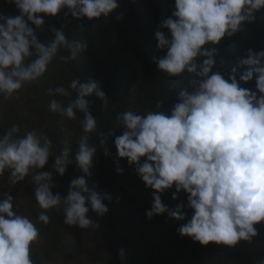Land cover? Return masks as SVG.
I'll return each instance as SVG.
<instances>
[{
  "label": "clouds",
  "instance_id": "obj_1",
  "mask_svg": "<svg viewBox=\"0 0 264 264\" xmlns=\"http://www.w3.org/2000/svg\"><path fill=\"white\" fill-rule=\"evenodd\" d=\"M6 2L15 5L20 14L0 15V97L4 99L18 98L25 84L38 83L60 49L69 53L61 57L68 63L87 47L86 42L69 39L63 26L53 30L46 46L29 23L40 27L43 16L55 17L63 9L76 20H99L119 7L117 0ZM262 9L264 0H174L171 16L159 26L170 35L162 31L154 34L157 48L166 50L154 58V63L169 77L188 74L191 90L182 88L177 93L179 102L169 113L150 111L142 115L127 110L117 116L125 131L113 141L116 156L134 165L145 187L153 190L146 217L168 213L177 221L185 220L183 203L170 211L161 201V194L174 186L172 198L185 192L187 206L193 210L178 233L201 246L213 243L232 248L240 241L251 243L258 235L256 225L264 226V50L248 49L238 61L239 67L247 69L240 74L233 68L225 79L212 72L217 45L241 31L243 23H252L254 13ZM254 76L255 91L240 86ZM69 88L75 98L67 105L52 99L49 109L70 120L77 119V112L83 113V135L74 159L69 158L71 148L66 146L55 156L52 168L62 177L75 161L83 175L70 182L66 196L53 194L52 172L41 171L52 156L51 139L36 131L21 134L20 126L13 123L0 136V180L7 173L8 183L15 186L31 175L35 202L42 210L38 221L47 225L50 210L62 211L64 224L85 229L92 224L89 210L102 216L108 211L104 201L111 200L110 195L89 192L86 186L97 150L96 145L89 144L90 134L97 131V119L86 98L95 93L105 106L107 100L95 80L84 83L74 77ZM48 92L70 95L64 87ZM161 106L162 101H157L156 108ZM39 239L36 224L15 211L14 198L4 193L0 198V264H34L31 250ZM257 264H264V259Z\"/></svg>",
  "mask_w": 264,
  "mask_h": 264
},
{
  "label": "trees",
  "instance_id": "obj_2",
  "mask_svg": "<svg viewBox=\"0 0 264 264\" xmlns=\"http://www.w3.org/2000/svg\"><path fill=\"white\" fill-rule=\"evenodd\" d=\"M117 2L118 9L99 20H76L67 9H63L55 17L43 16L44 24L40 27L29 23L46 46L53 38V30L63 26L69 39L86 42L87 47L76 60L68 63L61 57L69 53L60 49L38 83L25 84L18 98L0 97V136L15 123L20 126L21 134L36 131L51 139L52 156L41 171L52 172V192L63 197L67 195L70 182L83 173L75 161L68 165L62 177L52 165L55 156L66 146L71 148L69 158L74 159L83 135L81 120L84 115L77 112V119H67L50 111L49 103L56 99L67 105L75 98V92L69 88L74 77L84 83L98 81L106 94L107 106L95 93L86 98L91 114L97 119V131L90 134L89 144L96 145L97 150L89 169L90 175L85 179L89 192L110 195L111 200L104 201L107 213L98 216L90 209L87 216L92 224L81 229L64 224L62 211L50 210V222L44 225L37 219L42 210L35 202L31 175L15 186L8 183L7 173L0 180V198L4 193L11 195L15 211L27 216L40 230V239L31 250L34 264H257L264 259V226L256 225L258 235L251 243L240 241L232 248L213 243L201 246L188 237L182 238L178 228L187 223L193 210L187 206L185 192L181 191L176 199L172 198L174 186L161 194V201L170 211L183 203L185 220L177 221L168 213L151 219L146 217V211L152 206L153 190L145 187L134 165L130 166L126 159L116 156L113 141L125 131L118 124L117 116L127 110L142 115L150 111L169 113L179 102L177 93L182 88L189 91L191 88L188 74L184 78L169 77L154 63V58L166 51L157 48L154 34L162 31L166 36L170 35L167 29L159 26L171 16L174 0ZM7 5L11 17L20 14L15 5L6 0L0 2V9ZM254 16L252 23H243L241 31L226 36L217 45L213 73L218 72L228 79L231 70L236 68L240 74L247 69L239 67L238 61L246 56L248 49L254 52L264 50V9ZM255 80L254 76L252 81L241 82L240 86L255 91ZM56 87H64L70 95H49L48 90ZM26 94L31 97L26 99ZM157 101H162L159 109L156 108ZM109 131L112 135L105 136ZM121 250L123 257L120 256Z\"/></svg>",
  "mask_w": 264,
  "mask_h": 264
},
{
  "label": "rangeland",
  "instance_id": "obj_3",
  "mask_svg": "<svg viewBox=\"0 0 264 264\" xmlns=\"http://www.w3.org/2000/svg\"><path fill=\"white\" fill-rule=\"evenodd\" d=\"M1 1H4V0H0V2ZM8 9H10V7L8 5L2 6V8L0 9V11H1L0 15H4L6 17H11L10 10H8ZM29 97H31V95H28V94L25 95L26 99H28Z\"/></svg>",
  "mask_w": 264,
  "mask_h": 264
}]
</instances>
